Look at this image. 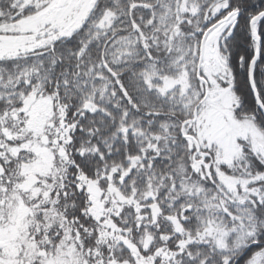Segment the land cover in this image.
<instances>
[{"label": "snow or ice", "instance_id": "obj_1", "mask_svg": "<svg viewBox=\"0 0 264 264\" xmlns=\"http://www.w3.org/2000/svg\"><path fill=\"white\" fill-rule=\"evenodd\" d=\"M0 264H264V0H0Z\"/></svg>", "mask_w": 264, "mask_h": 264}]
</instances>
